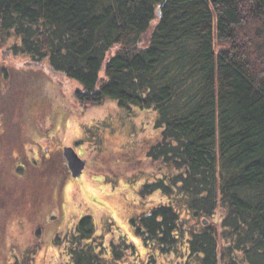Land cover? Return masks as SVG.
I'll return each instance as SVG.
<instances>
[{"label":"trees","instance_id":"16d2710c","mask_svg":"<svg viewBox=\"0 0 264 264\" xmlns=\"http://www.w3.org/2000/svg\"><path fill=\"white\" fill-rule=\"evenodd\" d=\"M11 39L74 82L76 100L154 111L147 157L176 174L157 184L169 205L134 220L140 235L173 249L186 232L198 264H264V0H0ZM217 211L218 227H186ZM122 242L105 260L83 215L64 249L68 264H115L132 253Z\"/></svg>","mask_w":264,"mask_h":264},{"label":"rangeland","instance_id":"374dc122","mask_svg":"<svg viewBox=\"0 0 264 264\" xmlns=\"http://www.w3.org/2000/svg\"><path fill=\"white\" fill-rule=\"evenodd\" d=\"M12 42L0 43V264H68L66 237L83 215L92 219L105 260L112 259L111 242L122 239L132 253L115 264H144L149 256L156 264H198L186 253L188 233L173 249H160L136 229L134 220L169 205L157 184L176 174L147 157L159 137L154 111L123 110L113 100L78 101L74 82L14 54ZM61 146H73L85 160L71 182L33 160L45 147L57 152ZM219 214L204 216V225L188 215L186 227H218Z\"/></svg>","mask_w":264,"mask_h":264},{"label":"flooded vegetation","instance_id":"af4514ba","mask_svg":"<svg viewBox=\"0 0 264 264\" xmlns=\"http://www.w3.org/2000/svg\"><path fill=\"white\" fill-rule=\"evenodd\" d=\"M73 147V146H71ZM63 148L64 146L59 147L57 152H51L49 151L48 147L44 148V152H40L38 159H33L36 165H40L41 168H44V170H53V171H59L61 180L63 183L67 180V182H71L73 177L70 174L68 163L66 158L63 154ZM37 155V152H35ZM58 159L57 163L56 160ZM30 163V161H29ZM28 163H23L24 166H26ZM72 177V178H71ZM60 180V177H59Z\"/></svg>","mask_w":264,"mask_h":264},{"label":"water","instance_id":"95a60500","mask_svg":"<svg viewBox=\"0 0 264 264\" xmlns=\"http://www.w3.org/2000/svg\"><path fill=\"white\" fill-rule=\"evenodd\" d=\"M158 16H160L159 13H158ZM48 69L50 71H52L50 67H48ZM53 73H55V72H53ZM63 154L67 160L71 176L73 178H80L82 171L84 169V166H85V160L81 159L72 147H64L63 148ZM202 223L205 224L206 221L202 220Z\"/></svg>","mask_w":264,"mask_h":264},{"label":"bare ground","instance_id":"6f19581e","mask_svg":"<svg viewBox=\"0 0 264 264\" xmlns=\"http://www.w3.org/2000/svg\"><path fill=\"white\" fill-rule=\"evenodd\" d=\"M92 196H93V198L94 199H99V200H101V201H103V202H106V199H104V198H101V197H98L97 195H93V194H91ZM93 201H96V200H93Z\"/></svg>","mask_w":264,"mask_h":264}]
</instances>
